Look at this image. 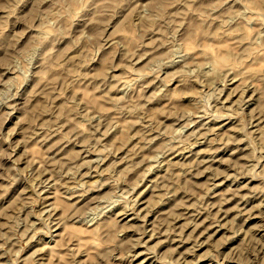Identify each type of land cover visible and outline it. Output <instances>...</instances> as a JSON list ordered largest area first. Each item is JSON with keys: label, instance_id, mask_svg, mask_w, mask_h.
I'll return each mask as SVG.
<instances>
[{"label": "rangeland", "instance_id": "obj_1", "mask_svg": "<svg viewBox=\"0 0 264 264\" xmlns=\"http://www.w3.org/2000/svg\"><path fill=\"white\" fill-rule=\"evenodd\" d=\"M0 264H264V0H0Z\"/></svg>", "mask_w": 264, "mask_h": 264}]
</instances>
